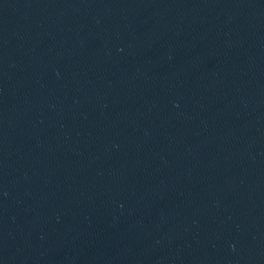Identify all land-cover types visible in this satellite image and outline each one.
I'll return each mask as SVG.
<instances>
[{
	"label": "water",
	"instance_id": "obj_1",
	"mask_svg": "<svg viewBox=\"0 0 264 264\" xmlns=\"http://www.w3.org/2000/svg\"><path fill=\"white\" fill-rule=\"evenodd\" d=\"M0 264H264V0H0Z\"/></svg>",
	"mask_w": 264,
	"mask_h": 264
}]
</instances>
